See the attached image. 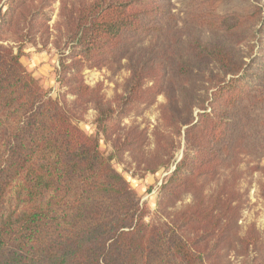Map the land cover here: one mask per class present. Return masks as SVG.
Listing matches in <instances>:
<instances>
[{"label":"trees","instance_id":"16d2710c","mask_svg":"<svg viewBox=\"0 0 264 264\" xmlns=\"http://www.w3.org/2000/svg\"><path fill=\"white\" fill-rule=\"evenodd\" d=\"M172 1L66 5L58 74L75 96L69 103L50 96L6 45L10 37L26 42L49 33L50 5L0 0V264H225L222 246L236 248L234 203L216 213L217 202L202 197V180L234 157L252 121L264 126V0H228L224 12L214 0H191L186 23L194 33L137 48L175 28ZM124 62L131 76L122 96L108 101L102 85L85 83L86 68L115 72ZM148 81V102L166 96L175 115L166 120L187 144L162 192L172 198L189 192L196 200L179 224L164 229L145 222L139 198L112 164L139 136L123 145L115 140L110 156L99 139L100 132L113 139L115 115L144 100ZM90 105L98 112L95 136L78 125ZM158 151L159 166L167 167L171 158L163 160L159 142ZM185 230L199 235L186 238ZM239 241L244 255L262 257L255 230Z\"/></svg>","mask_w":264,"mask_h":264},{"label":"rangeland","instance_id":"374dc122","mask_svg":"<svg viewBox=\"0 0 264 264\" xmlns=\"http://www.w3.org/2000/svg\"><path fill=\"white\" fill-rule=\"evenodd\" d=\"M44 1L50 5L49 33L36 32L26 42L16 41V37H10L6 45L13 47L16 54L20 53L23 66L41 82L50 96L65 97L71 103L75 96L69 88L61 87L58 71L61 68V54L65 51L59 46H63L62 39L67 34V30L63 27L65 17L63 12L67 6L70 10L74 0H34V3L39 6ZM214 1V5H219L220 12L229 9L226 5L228 0ZM190 2L191 0H173L175 28L161 39L153 37L145 39L137 48L148 47L156 40H161V43L180 41L194 33V29L188 27L186 23V11ZM201 35L206 36L204 33ZM163 37L168 38L163 39ZM126 64L123 63L124 68H114L115 72L107 68H86L83 72L85 83L92 88L102 85V95L108 101L122 96L131 76ZM152 86L151 81L146 82L143 91L144 100L138 101L129 108L126 114L115 115L118 121H115L117 129L111 135L113 139L108 140L102 132L99 139L102 152L110 156L115 151V140L123 145L124 141H130L134 137H144L142 141H139L138 137L137 142L129 145L122 156L114 159L112 164L117 172L124 176L130 189L139 198L146 212L145 222L152 227L164 229L179 224L183 217L194 209L196 200L189 192H182L176 198L162 192V187L175 170L176 163L182 159L187 144L183 133L179 136L172 122L166 120V116L175 117L169 115L166 96L159 95L152 103L148 102ZM199 112L200 110L195 108V116ZM97 118L98 112L90 105L78 125L90 136H95L98 132ZM262 121L264 122V118ZM250 127L251 130L244 132L246 138H242L238 143L234 157L218 166V174L215 177L202 180V197H206L205 202L209 205L217 202L216 213L224 214L226 205L230 201L236 208L237 236L231 237L236 248L228 251V243V246L227 244L222 246L220 253L225 256V264H264V126L257 125V121L254 120L250 123ZM158 142L168 155L163 160L171 158L167 167L159 166L160 162L157 159L161 154L158 151ZM155 168L156 172L153 170ZM223 223L225 224V219ZM253 230L261 238L260 249L263 258L259 257L258 251L253 250L249 251V255L247 253L244 255L241 244L239 245V239L246 238ZM183 235L193 239L199 233L195 230H185ZM216 241L217 238L210 240L209 251L213 250Z\"/></svg>","mask_w":264,"mask_h":264}]
</instances>
